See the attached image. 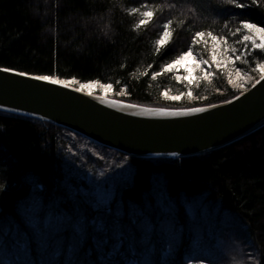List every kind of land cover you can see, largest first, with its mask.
Returning a JSON list of instances; mask_svg holds the SVG:
<instances>
[{
  "label": "trees",
  "instance_id": "1",
  "mask_svg": "<svg viewBox=\"0 0 264 264\" xmlns=\"http://www.w3.org/2000/svg\"><path fill=\"white\" fill-rule=\"evenodd\" d=\"M242 21L264 27V0H0V67L111 85L112 98L139 105L219 104L242 91L213 65L214 47L231 53L252 83L264 63V51L246 47ZM165 25L171 35L161 45ZM190 49L211 63L208 78L189 83L164 71ZM187 92L192 98H163ZM104 182L114 198L99 204L94 187ZM160 194L173 210L158 211ZM191 200L218 208L232 225L217 223L213 234L233 237L245 252L251 242L255 264H264V127L203 155L144 159L0 112V264H227L207 237L208 221L188 211ZM104 225H115L114 234L98 247L95 231Z\"/></svg>",
  "mask_w": 264,
  "mask_h": 264
},
{
  "label": "water",
  "instance_id": "2",
  "mask_svg": "<svg viewBox=\"0 0 264 264\" xmlns=\"http://www.w3.org/2000/svg\"><path fill=\"white\" fill-rule=\"evenodd\" d=\"M16 73L0 71V112L53 123L93 145L128 157L199 156L264 127V80L255 81V87L252 84L230 102L182 109L128 103L81 88L76 91L78 87L69 83L52 84L33 79L38 75ZM194 108L205 111L192 112Z\"/></svg>",
  "mask_w": 264,
  "mask_h": 264
},
{
  "label": "rangeland",
  "instance_id": "3",
  "mask_svg": "<svg viewBox=\"0 0 264 264\" xmlns=\"http://www.w3.org/2000/svg\"><path fill=\"white\" fill-rule=\"evenodd\" d=\"M247 33H248L247 36H249L250 39L247 41L246 47H253L252 44L253 39H255L257 44L261 42L259 35L255 33V31L247 30ZM221 48L215 49L218 59L221 60V65L219 66V68L224 69L228 77H231V80L233 81V83H231L232 87L237 88L243 92L246 91L249 88V85L253 84L252 78L249 79L250 75L247 73L244 74L240 72V70H239L240 75L238 76L236 74L238 69L235 67V64L232 63L233 59L231 58L232 57L231 53ZM195 56L197 57V61H199L200 60L199 56L198 55ZM195 63L196 62H194L191 59L187 61L188 65L194 66ZM209 64L211 65V63ZM209 64H201L200 68L205 69L210 74L212 65L211 67H209ZM213 65L217 67L216 63L214 62ZM183 68L184 66L181 65L179 70L174 69L172 72H174L177 76L187 75V73L184 72ZM200 68H196L193 75L196 77L201 76L208 78L210 75L205 76L204 72L201 71ZM68 83L78 88H81L83 91L91 94L101 95L108 98L113 97L112 89L107 88L106 85H100L97 83H90V84H78L77 82H68ZM85 85H91V87H85ZM121 96L123 95L122 94L118 95V97ZM173 97H178V99H172ZM183 97L190 99L192 98V95H189V92H187L185 95H181V96H174L169 94H164L163 96V98L167 102H179L180 100H182ZM94 190H95L94 199H96V202H98L99 204H107V202H109L114 198L113 194L111 193L112 186L106 185L105 182L102 183L100 186H95ZM166 200L167 198H165L164 195L162 194L158 195L157 203H156L158 211L163 212V211H171L174 209L171 204L166 203ZM201 204H202L201 201L191 200L189 202H186V207L193 218L201 217L202 219L208 221L207 224L208 226L206 231L207 237L214 235L216 239L215 244L218 247L217 250L221 251L222 258L225 257L224 261H227L228 262L227 264H255L258 256H257V252H255L254 247L252 246L253 244L249 242L248 245L251 248H248L249 250L245 252L241 249L239 242H236L233 237H230L228 235H226V237H223L213 234L212 230H214V227L216 226L217 223H222L225 225L226 224L232 225V223L229 222L230 219L228 217H226L224 214H221L218 208L214 209L213 207L208 206V204L205 205L204 204L201 205ZM245 253H247L249 256L247 257ZM201 264H223V263H222V259L220 260L213 259V261H210V263L203 262Z\"/></svg>",
  "mask_w": 264,
  "mask_h": 264
},
{
  "label": "snow or ice",
  "instance_id": "4",
  "mask_svg": "<svg viewBox=\"0 0 264 264\" xmlns=\"http://www.w3.org/2000/svg\"><path fill=\"white\" fill-rule=\"evenodd\" d=\"M227 2L229 4H234L235 0H227ZM253 2L255 3V0H253ZM236 6L237 7H243L242 4H236ZM144 15L146 17H151V16H153V12H145ZM142 23H147V21H142ZM242 26L244 29H247L249 31H255V33H257L259 35L261 42L259 44H257L255 39H253L252 44H253L254 49H259L261 51H264V27L258 26L257 24L252 23V22H248V21H242ZM169 27H170V25H165L166 30L163 33V38L160 39V41H159V43L161 45H164L168 41V39L171 35V33L167 30ZM195 35L197 38H203L205 36V33L204 32H197ZM209 35H211V34H209ZM211 38L213 41L218 39V37H216L214 35H211ZM249 39H250V37L247 35H245L243 37L244 41H248ZM190 59L193 60L194 62H196L194 64V66L187 64V61ZM211 59L214 63H216L217 67H219L221 65V60L218 59V57H217L215 47L213 48V51L211 53ZM236 59H240V57H236ZM232 63L235 64V60H232ZM201 64H209V61L207 59H201V60L197 61V57L194 55L193 50L190 49V50L186 51L183 55H180L177 59L173 60L171 63L165 65L164 71L171 72L174 69L179 70L181 65H183L184 66L183 70L185 73H187V75H183V76L178 75L177 79L178 80H187L189 83H191L193 80L198 78V77L194 76L193 73H194L196 68H200ZM209 67H211L210 64H209ZM200 70L204 72L205 76L210 75L205 69L200 68ZM254 70L258 71L260 73V79L256 80V82H255V84H259L261 80H264V63L258 64ZM0 71L8 72V71H10V69L3 68V69H0ZM16 74L20 75V76L25 75V73H23V72H18ZM160 74H161L160 72L155 73V75L153 76V79H155L156 76H159ZM236 74L238 76L240 75L239 70H237ZM33 79L48 81L49 83H52V84H64L65 86H67V83H68L67 81H60L58 79H53L50 76H35V77H33ZM249 79H251V77H249ZM229 83H233V81L231 80V77H229ZM255 84H253V87H255ZM85 87H91V85H85ZM106 87L111 88L112 86L107 85ZM80 90H81L80 88L76 89V91H80ZM89 94H91V93H89ZM189 95H191V92H189ZM172 99H178V97H173ZM128 107L134 108V107H136V105H128ZM150 111H152V110L151 109H145L144 110V112H150ZM191 111L192 112H203V111H205V109L194 108V109H191ZM171 114H173V115H184L186 113H171ZM173 155H175V154H173ZM113 228H115V225H113L112 228L108 227L107 225H104L95 231V240H96V244L98 247L107 246L108 244L111 243L112 236L114 234ZM115 234L117 235L118 243H122V236L119 233H115ZM113 249H114V251L119 250L116 244L113 245Z\"/></svg>",
  "mask_w": 264,
  "mask_h": 264
},
{
  "label": "bare ground",
  "instance_id": "5",
  "mask_svg": "<svg viewBox=\"0 0 264 264\" xmlns=\"http://www.w3.org/2000/svg\"><path fill=\"white\" fill-rule=\"evenodd\" d=\"M243 92V91H242Z\"/></svg>",
  "mask_w": 264,
  "mask_h": 264
}]
</instances>
